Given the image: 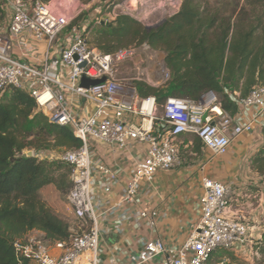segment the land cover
<instances>
[{
	"label": "built area",
	"instance_id": "1",
	"mask_svg": "<svg viewBox=\"0 0 264 264\" xmlns=\"http://www.w3.org/2000/svg\"><path fill=\"white\" fill-rule=\"evenodd\" d=\"M119 1L92 0L84 5L79 0H0V93L26 91L51 123L69 127L82 142L80 148L59 154L25 151L26 156L31 152L39 160L59 161L70 167L72 188L67 199L83 228L72 230L68 242L52 244L33 232L17 239L14 249L19 262L99 264L100 224L115 208L99 213L95 186L98 177L116 182L117 174L97 151V143L111 153L134 145L144 147L120 203L132 205L142 184L153 185L158 173L182 165L181 136L198 137L212 157L209 164L228 155L236 138L263 130V85L246 97L236 93L239 110L235 116L224 110L213 92L199 101L170 97L159 114L157 98L140 95L136 81L144 73L141 62L136 61L138 52L126 48L103 53L90 42L93 28L106 24L100 18L104 9ZM131 62L136 76H119L122 67ZM83 78L106 80L85 88ZM170 78L163 60L152 83L164 86ZM246 110L251 112L249 120L238 123ZM202 190L200 219L185 243L168 251L160 239L146 241L131 264H209L218 250L247 260L262 259L258 246L264 242V202L253 218H230L227 212L232 199L243 192L231 182L208 176L202 179ZM141 217L147 214L143 212ZM228 262L222 258L218 264Z\"/></svg>",
	"mask_w": 264,
	"mask_h": 264
},
{
	"label": "trees",
	"instance_id": "2",
	"mask_svg": "<svg viewBox=\"0 0 264 264\" xmlns=\"http://www.w3.org/2000/svg\"><path fill=\"white\" fill-rule=\"evenodd\" d=\"M91 44L103 53L131 45L163 52L171 78L161 87L138 82L141 96H155L164 105L170 97L199 101L213 92L224 110L235 116L236 93L246 97L256 86H264V0H183L176 14L152 29L119 15L115 22L100 25ZM81 146L72 130L51 123L26 91L0 93V264H29L17 260L14 242L33 231L43 233L52 244L70 240L75 226L40 195L51 185L68 194L70 167L28 157L25 151H70ZM202 148L196 137L194 152L200 155ZM259 153L253 161L256 166L263 161Z\"/></svg>",
	"mask_w": 264,
	"mask_h": 264
},
{
	"label": "crops",
	"instance_id": "3",
	"mask_svg": "<svg viewBox=\"0 0 264 264\" xmlns=\"http://www.w3.org/2000/svg\"><path fill=\"white\" fill-rule=\"evenodd\" d=\"M250 116V111H243L238 123L247 122ZM262 132L260 129L254 134L236 138L228 155L213 159L209 164L207 161L212 157L202 148V153L197 154L199 158L193 164H182L177 169L158 173L153 185L142 184L132 205L120 203L132 170L144 154V147L134 145L130 150L111 153L107 146L97 143V151L117 174L116 182L98 177L95 186V205L99 213L115 208L100 224L99 264H131L132 259L140 254L143 243L153 239L162 240L168 251L180 248L200 219L199 202L205 176L231 182L243 192L239 197H233L228 217L253 218L264 201L260 203V191L254 190L263 187L257 184L262 178L250 170V164L264 147ZM185 138H189L188 146H192L194 151L196 137L183 135L179 141ZM204 164L207 166L203 170ZM143 212L147 217H141ZM151 221L154 222L152 226ZM261 224L264 231V216ZM33 233L43 235L39 231ZM223 254L231 253L218 251L220 261Z\"/></svg>",
	"mask_w": 264,
	"mask_h": 264
},
{
	"label": "rangeland",
	"instance_id": "4",
	"mask_svg": "<svg viewBox=\"0 0 264 264\" xmlns=\"http://www.w3.org/2000/svg\"><path fill=\"white\" fill-rule=\"evenodd\" d=\"M80 1V0H79ZM183 0H120L116 4L111 5L109 8H105L103 14H101L100 18H102L106 24L115 22L119 15H129L132 18L142 22L148 28H156L158 27L164 20L176 14L181 7ZM215 0H212L214 2ZM81 3V2H80ZM57 4V3H56ZM83 4V3H81ZM86 5V4H84ZM93 9V7H92ZM88 14V11H85ZM91 12V11H89ZM84 16V15H83ZM100 29V25H97L93 28L92 33L89 36L90 42H93L95 33ZM129 48H133L138 52V58L136 61L141 62L142 71L144 75H139L137 82H146L148 84H152L154 87H161L163 85H156L152 83V78L157 70L160 69L163 60H165V54L160 51L152 50L148 45L136 46L131 45ZM126 49V48H123ZM134 63L131 62L129 64H125L122 69L119 71V76L123 77H133L135 75V71L133 70ZM163 106L159 104V114L163 112ZM262 138L264 140V130L262 132ZM189 138H185L179 141L180 147V158L182 164H193L199 158V156L193 151L192 146H188ZM64 150L56 149L50 150L49 152H54L55 154L62 153ZM260 156L263 158L257 166L255 163L250 164V170L253 173H258L262 178L260 182L257 184L262 188H254V190L260 191L259 195L261 197L260 203L264 200V147L260 150ZM256 167L262 169V172H259ZM40 195L42 199L47 203V205L62 218L68 220L73 226H75V230L78 227L83 226L80 224L78 220L74 217L71 212L67 195L63 194L57 190L54 186H48L44 188ZM264 202V201H262ZM262 204V203H261ZM260 204V205H261ZM259 247L260 253L262 255L261 260H247L244 258H240L239 256L231 253V254H223V258L228 259V264H264V242L261 243ZM219 251V250H218ZM218 251L214 252L209 264H218L220 259L218 258Z\"/></svg>",
	"mask_w": 264,
	"mask_h": 264
},
{
	"label": "water",
	"instance_id": "5",
	"mask_svg": "<svg viewBox=\"0 0 264 264\" xmlns=\"http://www.w3.org/2000/svg\"><path fill=\"white\" fill-rule=\"evenodd\" d=\"M148 28V27H147ZM148 29H150V28H148ZM165 65H166V63H165ZM106 80V78H104V79H102V80H91V79H88V78H83V80H82V87H85V88H89V87H91V86H94V85H97V84H100V83H102V82H104ZM28 157H32L33 155H32V153L30 152V153H28V155H27Z\"/></svg>",
	"mask_w": 264,
	"mask_h": 264
}]
</instances>
